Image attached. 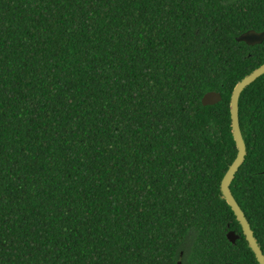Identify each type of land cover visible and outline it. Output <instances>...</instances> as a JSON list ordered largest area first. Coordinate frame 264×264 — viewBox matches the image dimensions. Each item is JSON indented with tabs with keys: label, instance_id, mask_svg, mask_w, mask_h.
Returning <instances> with one entry per match:
<instances>
[{
	"label": "trees",
	"instance_id": "1",
	"mask_svg": "<svg viewBox=\"0 0 264 264\" xmlns=\"http://www.w3.org/2000/svg\"><path fill=\"white\" fill-rule=\"evenodd\" d=\"M248 30L264 0H0V264H259L221 193ZM239 119L264 254V74Z\"/></svg>",
	"mask_w": 264,
	"mask_h": 264
},
{
	"label": "water",
	"instance_id": "2",
	"mask_svg": "<svg viewBox=\"0 0 264 264\" xmlns=\"http://www.w3.org/2000/svg\"><path fill=\"white\" fill-rule=\"evenodd\" d=\"M236 40L238 42H244L249 46L258 45L261 44L264 40V31L257 32L254 30H248L242 33L241 36H239ZM263 74H264V63L261 66H259L257 69H255L251 74L243 78L237 84V86L233 91L231 97V104H230L231 127H232V134L238 154L235 161L230 166L228 172L226 173L225 177L221 182L222 198L226 200L227 203L231 206L234 214L237 217V220L239 221V224L249 244V247L251 248L254 257L259 264H264V254L260 248V245L258 244V242H256L249 221L244 211L242 210L241 206L239 205L238 201H236V199L234 198L230 186L233 180L235 179L239 169L244 164L245 158L247 156L246 144L240 127L239 100L243 91L252 83H254V81ZM221 101H222L221 94L217 92H208L201 98V105L204 107L213 106ZM227 238L232 244H236V242L239 240V235H237L234 231H230L227 234ZM178 264H181V262H179ZM227 264H233V263H227Z\"/></svg>",
	"mask_w": 264,
	"mask_h": 264
}]
</instances>
